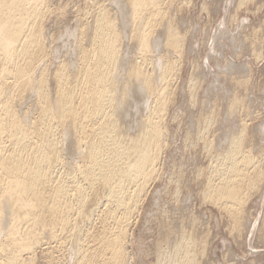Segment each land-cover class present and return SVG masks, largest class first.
I'll use <instances>...</instances> for the list:
<instances>
[{
  "label": "bare ground",
  "instance_id": "bare-ground-1",
  "mask_svg": "<svg viewBox=\"0 0 264 264\" xmlns=\"http://www.w3.org/2000/svg\"><path fill=\"white\" fill-rule=\"evenodd\" d=\"M48 2L0 0V264H34L37 248L45 254L67 249L66 264H129L127 230L157 171L176 66L154 49L165 43L181 51L182 36L172 19L162 23L167 0H123L126 17L118 4L127 19L124 37L118 11L101 4L77 23L69 66H49L41 25ZM125 43L134 46L135 58H125ZM152 63L153 75L147 68ZM139 108L145 115L129 121ZM238 134L212 154L203 185L204 196L233 219L235 229L245 223L248 190L264 177L260 160L245 153ZM192 235L184 231L159 264H199Z\"/></svg>",
  "mask_w": 264,
  "mask_h": 264
},
{
  "label": "rangeland",
  "instance_id": "rangeland-1",
  "mask_svg": "<svg viewBox=\"0 0 264 264\" xmlns=\"http://www.w3.org/2000/svg\"><path fill=\"white\" fill-rule=\"evenodd\" d=\"M167 1L171 5L167 3L164 8L167 13L162 23L172 19L169 20L171 27L182 36L183 47L178 51L162 43L154 49L158 55H169L168 59L174 61L175 73H172L175 76H171L175 79L171 77L172 86L167 90L169 100L162 118L165 141L157 171L127 230V261L129 264H159V258L174 249L175 239L179 240L185 231L198 238L194 241L198 246L199 264H264V177L255 181L254 190H248L251 193L247 194L244 205L245 219L241 220V224L245 223L239 229H235L233 219L209 201L203 192L212 154L226 149L235 133H241L237 136L244 135L243 150L247 149L246 154L251 153L255 160H260L264 172V0ZM101 4L107 9L114 8L113 12L118 11L114 14L118 23L120 19L124 21L123 24L121 21L120 28L124 37L127 19L122 18L125 12L123 0H49L41 22L46 33L43 43H47L44 56H48L45 58L49 66L68 61L69 66L78 34L76 29ZM118 4L123 5L119 7L123 15L117 9ZM160 27L158 25L157 30H161ZM133 48L131 46L127 50V60L135 58L132 56L136 55ZM154 52L153 55L156 54ZM131 61L129 63L134 62ZM149 65V73L152 69V75L155 74L154 63ZM192 85L194 91L191 90ZM233 95L238 101L233 100ZM32 102L28 103L30 107H33ZM138 110L129 115V121L145 113V108ZM229 113H233L232 116ZM243 125L247 130L242 134ZM36 251L34 264H66L69 259L67 249L46 253L55 257H49L41 248Z\"/></svg>",
  "mask_w": 264,
  "mask_h": 264
}]
</instances>
